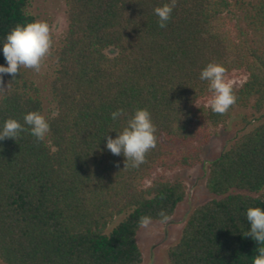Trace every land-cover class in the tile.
Returning <instances> with one entry per match:
<instances>
[{"label":"trees","instance_id":"1","mask_svg":"<svg viewBox=\"0 0 264 264\" xmlns=\"http://www.w3.org/2000/svg\"><path fill=\"white\" fill-rule=\"evenodd\" d=\"M63 1L67 31L50 53L52 110L25 68L0 80V123L39 111L50 124L42 142L27 132L0 141V262L142 264L141 218L170 222L189 194L175 174L202 165L213 130L251 110L260 123L209 161V197L167 251L169 264H251L257 243L244 236L245 213L264 208V0H176L163 29L153 9L164 0ZM30 5L0 0V41L37 20ZM210 62L226 77L246 76L224 114L207 106L199 79ZM137 108L150 111L157 142L133 168L105 144Z\"/></svg>","mask_w":264,"mask_h":264},{"label":"clouds","instance_id":"2","mask_svg":"<svg viewBox=\"0 0 264 264\" xmlns=\"http://www.w3.org/2000/svg\"><path fill=\"white\" fill-rule=\"evenodd\" d=\"M175 5L176 0H164L160 6L153 9L160 28L167 26ZM52 46L53 38L47 21L18 23L0 41V50L5 60V64H0V80L4 75H10L15 79L22 68L39 72L44 59L50 55ZM225 72L222 64L210 62L199 75V79L207 81L208 84L210 97L207 106L216 114L226 113L237 100L233 85L226 79ZM122 114L123 109H118L111 113V118L117 120ZM156 131L150 111L146 108H137L122 131H116L115 138L106 137L105 147L115 156L122 154L131 167L138 168L144 163L148 151L156 147ZM25 132L42 142L50 132V124L39 111L26 113L23 122L8 118L0 123V141L16 140ZM161 217L164 221L167 220L163 212ZM245 217L250 227L244 236L251 237L257 243V254L252 257L251 264H264V208L248 207ZM150 220V217H142L141 225H148Z\"/></svg>","mask_w":264,"mask_h":264},{"label":"rangeland","instance_id":"3","mask_svg":"<svg viewBox=\"0 0 264 264\" xmlns=\"http://www.w3.org/2000/svg\"><path fill=\"white\" fill-rule=\"evenodd\" d=\"M29 11L37 20H45L50 25L53 45L66 34L67 17L63 0H31ZM26 76L41 90L45 113L52 110L53 104L49 93V82L53 74V60L47 56L39 72L25 68ZM233 89H238L246 79L241 72H233L226 77ZM260 122L252 116L251 110H236L225 127L214 129L210 142L204 147L203 164L188 171L177 172L176 177L183 179L189 189L186 200L179 205L173 219L166 225L150 222L143 226L138 234V244L144 256L142 264H169L167 251L176 245L181 237L185 219L192 210L204 203L209 197L205 190V174L209 161L216 158L232 142L236 135L247 133ZM0 264H3L0 262Z\"/></svg>","mask_w":264,"mask_h":264}]
</instances>
